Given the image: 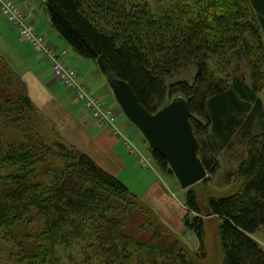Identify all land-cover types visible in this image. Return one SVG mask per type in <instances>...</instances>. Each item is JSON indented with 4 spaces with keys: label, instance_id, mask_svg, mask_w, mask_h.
I'll return each instance as SVG.
<instances>
[{
    "label": "trees",
    "instance_id": "obj_1",
    "mask_svg": "<svg viewBox=\"0 0 264 264\" xmlns=\"http://www.w3.org/2000/svg\"><path fill=\"white\" fill-rule=\"evenodd\" d=\"M47 7L60 38L107 79L127 82L149 112L187 102L209 175L249 113L247 154L232 175L239 191L206 206L222 220L224 264H264L253 238L264 228V0H48ZM238 50L251 84L224 76ZM192 68V83H168ZM186 209L184 227L204 245L193 187ZM0 264H195L149 206L63 138L1 55Z\"/></svg>",
    "mask_w": 264,
    "mask_h": 264
},
{
    "label": "crops",
    "instance_id": "obj_2",
    "mask_svg": "<svg viewBox=\"0 0 264 264\" xmlns=\"http://www.w3.org/2000/svg\"><path fill=\"white\" fill-rule=\"evenodd\" d=\"M14 1L20 5L28 17L29 22L36 27L38 32L47 39L52 47L57 50L67 51V56L64 61L77 70L78 82L83 86L89 87L95 94L102 97L105 100L106 106L110 107V105L106 102L107 96L112 91L108 84V79L100 74L99 78L96 79V83L91 82L88 80L89 75L86 72H81L76 66H74V63L78 62V59L74 56H70L68 49L69 46L60 38L57 32L56 34L53 31L54 28L51 22L48 7L44 8L45 4L47 6L48 0ZM0 17L3 18L1 12ZM11 29L12 30H9L6 27L0 28V40L2 39L4 42L9 43L11 35H13L15 31L19 33V30L14 26H12ZM16 41L19 45L21 42L27 45L28 50L23 47L11 48L16 54V56H14L15 61H11L7 55L1 52L0 55L23 79L33 103L42 112H44L49 119L52 120L63 138L69 144L88 154L100 167L115 175L118 179L120 175L129 171L135 156L131 153L133 145L126 137H124V132L121 130L123 132L122 133L116 126L120 135H115L113 134L111 128L109 129L100 126L97 122L90 118L84 104L83 109L81 110L73 108V104L69 98L70 93L72 92L68 91L63 84L56 79L55 75H52V62L44 55L34 52L31 46L21 37L20 33L19 40ZM28 53L32 56L29 57ZM13 62H17V65ZM48 73H51L53 78H50ZM113 109L119 117L121 109L119 107H113ZM122 139H126L125 142ZM145 148L147 149V147ZM124 150H126L127 153L129 150L128 155L134 157L131 159L126 156L127 154L126 152L124 153ZM140 157L143 158L146 163V165L142 164L140 158L136 156V159H139V164L143 167V169H151L152 167L149 161L142 156ZM154 163L155 165L157 164L156 161ZM158 167L159 165L157 164L155 168L150 170V172H154V176L151 174H144V176L142 175L139 177L143 183L146 178L149 177L150 182L141 186V188H144L145 190L141 194L139 193V195L136 194L139 198L142 197V199L146 202L154 203L155 194L161 197L163 202L170 200L167 193L171 184L170 182H165V177L161 175L159 172L160 167ZM122 182L130 188L125 181ZM253 238L264 250V228L258 230L253 235Z\"/></svg>",
    "mask_w": 264,
    "mask_h": 264
},
{
    "label": "rangeland",
    "instance_id": "obj_3",
    "mask_svg": "<svg viewBox=\"0 0 264 264\" xmlns=\"http://www.w3.org/2000/svg\"><path fill=\"white\" fill-rule=\"evenodd\" d=\"M44 8H47L46 4L44 5ZM3 27L12 30V25L8 23L6 19L0 17V28ZM53 31L56 33L55 29H53ZM9 40V43L4 42L2 39L0 40V52L7 55L11 61H15L14 56H16V54L12 51V49L18 47L27 49V45L23 44L22 42L20 45L17 43L16 40H19V33L17 31L11 35ZM68 49L70 56H74L78 59V62L74 63V66H76L79 71L84 73L86 72L89 75L88 80L96 83V79L99 78L100 74L104 76L101 73L97 62L80 57L71 47H68ZM28 56L31 57L32 55L28 53ZM231 60L232 66H230V68L227 70V74H224V76H230V79L239 78L244 80L247 84H251V68L239 50L231 55ZM13 63L17 65V62ZM196 73L197 70L192 68L191 70L181 73L168 80V83L172 84L179 81H188L192 83ZM48 75L50 78H53L52 75H54V73L52 75L51 73H48ZM259 97L262 99L264 106V91L259 95ZM69 98L73 104V108H78L80 110L83 109V103L78 101L72 93H70ZM106 102L110 105L111 109H113V107H119L113 91H111V93L107 96ZM248 116L249 113L245 115V117H242L243 123L241 127L235 132V135L232 137L229 145L218 151L220 170L218 171L217 175L213 176L208 174L207 178L202 181V183L193 187L199 197V202L201 203L204 213L203 218L205 221L206 236L204 245L193 231L184 227V218L187 211V192L190 189L184 190L175 175L167 173L158 167L161 175L165 177V182H170L171 184L167 193L170 200L163 202L162 198L156 194L154 196V203L146 202L142 199V197L140 198L143 203L153 210L164 227L168 228V230L173 233L175 237L180 239L183 247L194 260L195 264H224L223 252L219 242V229L222 224V220L218 217H214L213 215L208 216L207 214L209 211L206 204L211 197H230L239 191L240 183L238 179L232 175L237 170L238 166L247 154L249 142V137L246 136L248 133ZM116 126L120 131L122 130L124 132V137H126L132 143L133 147L141 154V156L147 159L151 164V169H143V167L139 164V159L128 155L129 150L128 153L126 150H124V153L126 152L127 154L126 156L131 159L134 157L135 159H133L134 161L129 171L120 175L119 179L125 181L129 185V189L135 194L139 195V193L141 194L145 190L144 188H141V186H144L150 182L149 177L146 178L144 183L139 179V177L142 175L144 176V174H151L154 176V172L152 173L150 170L155 168L157 164L155 165L154 163L155 161L151 155L149 144L144 138L143 134L129 121L122 110L120 116L117 117ZM255 133H257V131H255ZM122 140L125 142L126 139ZM145 147H147V149Z\"/></svg>",
    "mask_w": 264,
    "mask_h": 264
},
{
    "label": "water",
    "instance_id": "obj_4",
    "mask_svg": "<svg viewBox=\"0 0 264 264\" xmlns=\"http://www.w3.org/2000/svg\"><path fill=\"white\" fill-rule=\"evenodd\" d=\"M108 84L122 112L143 134L150 147L167 161L184 190L207 178L208 172L197 154L199 144L190 122L191 112L183 98L173 99L152 114L127 82L109 76ZM208 216H212L210 212Z\"/></svg>",
    "mask_w": 264,
    "mask_h": 264
},
{
    "label": "built area",
    "instance_id": "obj_5",
    "mask_svg": "<svg viewBox=\"0 0 264 264\" xmlns=\"http://www.w3.org/2000/svg\"><path fill=\"white\" fill-rule=\"evenodd\" d=\"M1 15L8 23L19 30L21 37L31 46L36 53L44 55L52 62L53 73L63 86L72 92L77 100L81 101L92 120L100 126L111 128L113 134L120 135L116 129L117 113L114 109L106 106L105 100L95 94L89 87L78 82L77 70L67 64L66 50H57L52 47L47 39L38 32L36 27L29 22L23 9L14 0H0ZM131 153L140 158L142 164L146 165L140 153L131 148Z\"/></svg>",
    "mask_w": 264,
    "mask_h": 264
}]
</instances>
